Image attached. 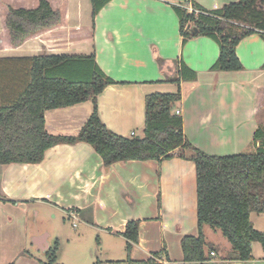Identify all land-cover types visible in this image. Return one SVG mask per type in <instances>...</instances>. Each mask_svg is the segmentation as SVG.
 Segmentation results:
<instances>
[{
	"label": "crops",
	"instance_id": "crops-1",
	"mask_svg": "<svg viewBox=\"0 0 264 264\" xmlns=\"http://www.w3.org/2000/svg\"><path fill=\"white\" fill-rule=\"evenodd\" d=\"M1 1L16 8L39 4V0ZM48 1L60 11V24L37 32L17 47L5 44L0 17V61L50 54L94 55L98 67L116 81L96 97L99 117L111 131L142 136L146 95L179 91L176 109L183 132L195 147L216 155L255 151L253 135L258 126H264L258 120L264 106V38L253 33L236 45L241 70L212 71L218 44L208 36L183 42L172 7L188 5L190 9L195 1L214 10L237 0H110L94 18L91 0ZM181 63L195 72L194 79L176 81ZM23 72L22 63L0 62V86L11 85L8 96L16 93ZM92 109V101L86 100L46 110L44 129L53 135H76ZM196 203L191 159L129 160L105 166L88 143L58 144L48 148L39 163L0 164V264L45 263L32 253L48 257L54 247L44 226V209H48L44 206L63 210L71 219L69 214L83 215L105 232V238L120 239V246L113 247L97 238L102 262L126 259V240L119 232L128 220L138 219V242L130 258L182 263L180 239L198 235ZM250 220L264 233V212H251ZM202 233L209 264H264L260 242H252L251 259L232 260L231 244L216 240L217 228L203 225ZM219 242L226 252L220 250Z\"/></svg>",
	"mask_w": 264,
	"mask_h": 264
},
{
	"label": "trees",
	"instance_id": "trees-1",
	"mask_svg": "<svg viewBox=\"0 0 264 264\" xmlns=\"http://www.w3.org/2000/svg\"><path fill=\"white\" fill-rule=\"evenodd\" d=\"M109 1L91 0L92 17ZM190 6L191 10L188 5L172 6L178 16L182 41L208 36L219 46V55L210 70H241L243 66L235 48L250 34L258 33L264 38V0H237L214 10H207L195 1ZM0 17L5 44L9 47L21 45L62 20L60 11L48 0H39L35 8H16L0 0ZM192 27L196 33L190 32ZM157 60L161 64L159 57ZM2 61L22 63L26 72L17 80L19 86L13 96H8L11 85L0 86V164L39 163L48 148L77 142L90 144L105 166L129 160L191 159L196 170L198 235H184L180 239L183 262L171 264H209L203 225L219 229L227 238L234 253L232 260L251 259L254 241L260 242L264 251V233L256 230L250 220L251 212H264V127L258 126L253 135L254 152L208 154L195 147L183 132L182 117L175 113L179 91L154 92L145 97L143 135L123 136L108 129L99 117L96 97L116 81L98 67L94 55L50 54ZM178 72L176 81L196 76L183 63ZM86 100L92 101L93 109L76 135H53L44 129L46 110ZM138 228L139 220L131 219L124 231L119 232L126 240V259L96 264H158L151 258L147 261L130 258V251L138 242ZM55 250L56 245L44 264H58Z\"/></svg>",
	"mask_w": 264,
	"mask_h": 264
},
{
	"label": "rangeland",
	"instance_id": "rangeland-1",
	"mask_svg": "<svg viewBox=\"0 0 264 264\" xmlns=\"http://www.w3.org/2000/svg\"><path fill=\"white\" fill-rule=\"evenodd\" d=\"M158 62V60H157ZM158 64H160L158 62ZM165 93L164 91H161ZM258 120L261 124L264 121V106L258 111ZM263 126V125H262ZM264 127V126H263ZM140 136V135H139ZM45 210L46 222L45 228H48L51 233L52 245L55 246L57 250L55 252L56 263L58 264H96L102 261L100 257V251L98 249L100 242L98 239L102 238L105 244L108 246L117 247L118 243L120 246V239L115 237L105 238V232L99 227L92 223H89L84 219L83 215L79 216L74 214L75 217L72 219L68 218L63 210H53L48 206ZM55 214V217H50L51 214ZM71 215V214H69ZM76 225V226H74ZM102 226V225H101ZM218 236L216 240H223L230 245L227 239L218 230ZM98 238V239H97ZM215 240V239H214ZM99 242V243H98ZM219 248L222 252H226L225 247L219 242ZM32 253L42 259L44 262L47 261V257L42 256L40 253ZM121 258V256L116 257Z\"/></svg>",
	"mask_w": 264,
	"mask_h": 264
},
{
	"label": "built area",
	"instance_id": "built-area-1",
	"mask_svg": "<svg viewBox=\"0 0 264 264\" xmlns=\"http://www.w3.org/2000/svg\"><path fill=\"white\" fill-rule=\"evenodd\" d=\"M190 10H191V8H190ZM175 113H176V114H180V111H179L178 109H175ZM130 135H131V136H135V132L132 131V132L130 133ZM71 216H73V218L75 217L74 214H71ZM211 254H213V252H211Z\"/></svg>",
	"mask_w": 264,
	"mask_h": 264
},
{
	"label": "water",
	"instance_id": "water-1",
	"mask_svg": "<svg viewBox=\"0 0 264 264\" xmlns=\"http://www.w3.org/2000/svg\"><path fill=\"white\" fill-rule=\"evenodd\" d=\"M190 32H192V33H196V28H195V27H192V28L190 29Z\"/></svg>",
	"mask_w": 264,
	"mask_h": 264
}]
</instances>
